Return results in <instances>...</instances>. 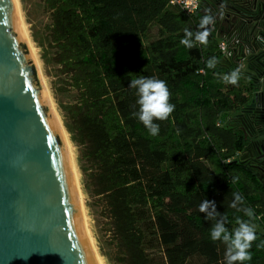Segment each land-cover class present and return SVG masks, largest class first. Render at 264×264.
Wrapping results in <instances>:
<instances>
[{"label":"trees","instance_id":"trees-1","mask_svg":"<svg viewBox=\"0 0 264 264\" xmlns=\"http://www.w3.org/2000/svg\"><path fill=\"white\" fill-rule=\"evenodd\" d=\"M49 22L43 47L55 68L63 127L76 148L81 190L98 211L109 264H226L225 245L210 239L213 221L198 210L215 201L231 232L255 225L252 259L264 264V182L244 162V139L231 128L251 96L245 80L225 84L234 70L218 48L188 49L184 29L198 31L200 11L186 14L169 0H41ZM218 64L209 69L206 61ZM164 80L175 110L157 136L132 115L139 111L131 79ZM234 177L238 181L233 183ZM243 197L250 218L231 208Z\"/></svg>","mask_w":264,"mask_h":264},{"label":"water","instance_id":"water-1","mask_svg":"<svg viewBox=\"0 0 264 264\" xmlns=\"http://www.w3.org/2000/svg\"><path fill=\"white\" fill-rule=\"evenodd\" d=\"M0 264H97L13 0H0Z\"/></svg>","mask_w":264,"mask_h":264},{"label":"flooded vegetation","instance_id":"flooded-vegetation-1","mask_svg":"<svg viewBox=\"0 0 264 264\" xmlns=\"http://www.w3.org/2000/svg\"><path fill=\"white\" fill-rule=\"evenodd\" d=\"M200 5L216 16L214 29L227 41L231 54L226 58L234 69L244 65L241 77L251 99L234 113L230 126L244 139L243 161L264 182V7L256 0H200Z\"/></svg>","mask_w":264,"mask_h":264},{"label":"clouds","instance_id":"clouds-1","mask_svg":"<svg viewBox=\"0 0 264 264\" xmlns=\"http://www.w3.org/2000/svg\"><path fill=\"white\" fill-rule=\"evenodd\" d=\"M192 3V0H188ZM226 3H222L219 11L220 18H223ZM206 14L200 19L198 31H190L184 29V38L180 43L188 49H193L197 45L207 46L209 44V36L216 23V16L212 15L211 9H206ZM222 50L228 55L227 49L222 45ZM218 60L211 57L206 61L209 69H215ZM244 65L237 66L230 73L224 74L221 79L225 84L237 86L241 78ZM129 87L136 89L138 99L136 103L139 105V111L133 112L132 115L145 126L149 134L157 136L160 131V125L155 121H166L175 110V105L170 102L171 92L164 80L156 77L140 76L131 79ZM238 177H234L232 182L236 183ZM233 199L230 207L239 212H243L246 216L254 215L252 209L243 207V197L237 192L232 193ZM200 213L205 215L209 221H213L210 231V239L213 242L220 241L225 245V262L226 264H244L245 261L252 259L250 251L252 243L257 239L255 225L242 219H237V227L231 232L225 226L227 217L217 211L215 201L207 199L202 200L198 206ZM27 259L28 256L22 257Z\"/></svg>","mask_w":264,"mask_h":264},{"label":"rangeland","instance_id":"rangeland-1","mask_svg":"<svg viewBox=\"0 0 264 264\" xmlns=\"http://www.w3.org/2000/svg\"><path fill=\"white\" fill-rule=\"evenodd\" d=\"M17 3L23 28L29 42V47L31 48V51L38 64L39 78L42 79L40 81L43 82L46 91H48L47 94L51 107L62 124L59 104L68 103L72 98V94L64 95L58 92L59 81L57 79L55 68L48 62L47 59L50 53L45 52L43 47H40L41 45L44 46V28L49 22L48 13L45 12L41 0H17ZM71 147L76 160V148L72 144ZM75 163L77 167V162L75 161ZM77 171L79 174V184L81 188V175L78 167ZM81 193L87 221V228L89 230L90 237L92 238L93 245L95 246L97 254L99 255L103 264H109L106 259L100 255L98 248L99 240H102V237L104 236L103 229L101 227L103 220L98 216V211L88 208V205L91 203V201L83 194L82 190Z\"/></svg>","mask_w":264,"mask_h":264},{"label":"bare ground","instance_id":"bare-ground-1","mask_svg":"<svg viewBox=\"0 0 264 264\" xmlns=\"http://www.w3.org/2000/svg\"><path fill=\"white\" fill-rule=\"evenodd\" d=\"M13 1L15 3L16 12H17V16H18V20H19L20 26H21L22 31H23V34L25 36L26 43H27V45L29 47V42H28L27 36H26L25 31H24V28H23V24H22V21H21V16H20V13H19V7H18L17 0H13ZM29 49L31 51V48L30 47H29ZM31 54H32V57H33V60L35 62V65H36V68H37V71H38V75H39L38 64H37V61H36V59H35L32 51H31ZM40 80H42V79H40ZM41 84L43 85L42 87H43V89L45 91L48 104L51 107V104L49 102V97H48V94H47L48 91H46L43 82H41ZM51 110H52V112L54 114V117H55V119L57 121V124H58V126L60 128L62 137L64 139V142H65V145H66L68 154H69V158H70V162H71V168H72V172H73V176H74V180H75V184H76V189H77V193H78V199H79L80 211H81V218H82L83 226L85 228V233H86L88 242H89L90 247L92 249V252H93V254L95 256V259H96L97 264H103L102 260L100 259L99 255L97 254V251L95 249V246L93 245L92 238L90 237L89 230L87 228V221H86L85 211H84L83 202H82V193H81V190H80L81 188H80V184H79V174H78V171H77V167H76V163H75L76 160H75L74 155H73V152H72L71 144H70V142L68 140V136H67V133H66L64 127L62 126L61 122L59 121V119L56 116L55 112L53 111L52 107H51Z\"/></svg>","mask_w":264,"mask_h":264},{"label":"built area","instance_id":"built-area-1","mask_svg":"<svg viewBox=\"0 0 264 264\" xmlns=\"http://www.w3.org/2000/svg\"><path fill=\"white\" fill-rule=\"evenodd\" d=\"M169 4L172 6H177L182 9L188 15H194L198 13L201 9L200 0H192V3H188V0H169ZM224 46L227 49L228 55L225 54V51L222 50L221 46ZM218 48L221 54L225 57H229L231 52L228 48V43L224 38H219Z\"/></svg>","mask_w":264,"mask_h":264}]
</instances>
